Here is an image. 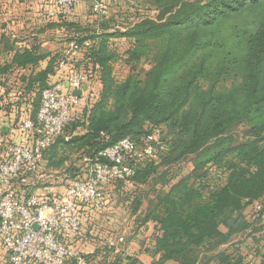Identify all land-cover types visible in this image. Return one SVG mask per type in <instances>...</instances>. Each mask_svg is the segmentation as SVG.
I'll return each instance as SVG.
<instances>
[{"label": "trees", "instance_id": "obj_1", "mask_svg": "<svg viewBox=\"0 0 264 264\" xmlns=\"http://www.w3.org/2000/svg\"><path fill=\"white\" fill-rule=\"evenodd\" d=\"M142 2L151 15L122 30L110 25L117 16L109 5L107 16L88 29L65 18L60 22L67 36L73 29L70 37L83 48L76 68L86 74L94 99L89 109L76 110L73 123L44 153V172L47 180L58 173L74 178L83 154L124 139L143 146L159 133L163 149L144 160L134 178L135 184L152 186L141 220L155 231L146 254L151 264H199L202 250L225 245L250 226L244 207L262 205L253 218L257 226L264 216V0ZM46 57L24 50L0 67V75L31 68L20 84L1 86L8 93L18 87L12 105L25 108L32 120L42 90L72 69L58 70L57 54L35 71ZM118 64L127 68L124 76L116 74ZM224 81L231 83L227 90L219 89ZM188 160L192 170L182 177L177 169ZM121 188L110 182L106 197ZM132 206L137 214L140 198ZM252 238L260 249L264 236ZM253 252L215 258L217 264H251L249 258L264 264V250ZM83 258L88 264H145L104 241Z\"/></svg>", "mask_w": 264, "mask_h": 264}, {"label": "built area", "instance_id": "obj_2", "mask_svg": "<svg viewBox=\"0 0 264 264\" xmlns=\"http://www.w3.org/2000/svg\"><path fill=\"white\" fill-rule=\"evenodd\" d=\"M46 1V19L60 23L81 0ZM90 2L97 22L107 16L110 0ZM82 50L78 40L69 37L57 68L72 69L61 82L42 90L35 120L25 111L7 127L6 139L0 131V264H66L71 259L88 264L72 244L91 241L84 224L90 215L103 211L106 186L115 181L134 188L139 165L163 149L159 133L148 136L143 146L124 139L83 154L76 177L58 173L47 180L44 153L73 123L76 110L89 109L94 99L86 74L76 68ZM261 208L254 203L256 211ZM104 242L118 253L124 238Z\"/></svg>", "mask_w": 264, "mask_h": 264}, {"label": "rangeland", "instance_id": "obj_3", "mask_svg": "<svg viewBox=\"0 0 264 264\" xmlns=\"http://www.w3.org/2000/svg\"><path fill=\"white\" fill-rule=\"evenodd\" d=\"M90 7L91 2L89 0L83 1L72 12L66 15L70 20L68 23L80 24L83 28L87 29L88 26L90 27V25L97 23L95 17L91 13ZM144 8L142 0H110L109 13L117 16L116 21L110 22V25L120 30L127 28L136 20L146 15H151L149 10ZM68 32L69 38L73 33V29ZM65 39H67V36L63 38V40ZM115 70L119 77L127 73V68L124 67L123 64L121 66L119 64L116 65ZM230 85L231 83L229 81H224L220 84L219 89L227 90ZM24 111L25 108L23 109V112ZM21 112L22 111L19 112V115L14 116V122L19 120ZM177 170L182 177L188 175L192 170L190 160L184 162ZM151 187V181H149L145 185L135 184L134 188L123 187L111 194V196H107V204L104 205L103 211L90 215L89 221L84 224V230L88 233L91 241L86 244L79 243V246L74 247L76 252L85 257L94 251L99 241L121 236L124 238V243L119 248L126 256H137L142 253L146 256V259L144 258L146 263L151 264L153 259L146 254V251L151 250L153 247L155 231L152 223L141 225V220L146 214L148 207H150L153 197L150 192ZM136 198H140L142 206L137 214H132V203ZM255 213L256 210L251 206L244 207V222H247L250 226L242 232L239 231L234 233L227 244L221 245L218 248H211L213 249L212 251L207 249L202 250L199 264H217L215 257L220 253H227L235 257L241 255L244 257L247 253H254L253 250L255 249L258 251L264 250V244L260 243L259 246L261 248L259 249L256 248V243L252 241V236L256 235V239L264 236L261 232L257 233V231L264 226V216H262L260 220V226H257L259 224L253 221L254 215H256ZM221 230L224 233L226 232V229L223 227ZM249 259L252 261L251 264L257 262H253L252 258ZM167 264L174 263L169 262Z\"/></svg>", "mask_w": 264, "mask_h": 264}, {"label": "crops", "instance_id": "obj_4", "mask_svg": "<svg viewBox=\"0 0 264 264\" xmlns=\"http://www.w3.org/2000/svg\"><path fill=\"white\" fill-rule=\"evenodd\" d=\"M83 1L85 0H81L77 6ZM48 9L49 5L46 0H0V67L9 64L15 53L27 50L34 51L38 56H47L34 69L40 71L46 67L50 58L60 53L68 39V34L63 27H58L59 22L46 19ZM66 17L64 18L67 19L68 24L70 20ZM66 36L67 39L63 40ZM30 72L31 68L28 70L16 69L9 74L0 75V121H2L0 131L5 139L8 133L7 127L14 122L15 115H19L20 111H22L20 115L23 114L24 108L17 109L12 105L18 100V92L16 93L18 87L8 93L1 85H18L22 78L29 77ZM9 102L12 106L6 108V104L9 105ZM136 258L147 264L144 254L140 253Z\"/></svg>", "mask_w": 264, "mask_h": 264}, {"label": "water", "instance_id": "obj_5", "mask_svg": "<svg viewBox=\"0 0 264 264\" xmlns=\"http://www.w3.org/2000/svg\"><path fill=\"white\" fill-rule=\"evenodd\" d=\"M75 95L79 97V96H80V92L77 91V92L75 93Z\"/></svg>", "mask_w": 264, "mask_h": 264}]
</instances>
